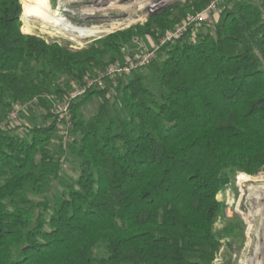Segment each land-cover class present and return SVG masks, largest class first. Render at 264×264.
Segmentation results:
<instances>
[{
	"label": "trees",
	"instance_id": "obj_1",
	"mask_svg": "<svg viewBox=\"0 0 264 264\" xmlns=\"http://www.w3.org/2000/svg\"><path fill=\"white\" fill-rule=\"evenodd\" d=\"M212 1L190 0L186 9ZM19 2L0 0V264H213L218 194L237 172L264 171L262 9L254 0H224L214 25L190 28L148 66L87 91L70 106L72 143L63 136L54 149L59 115L48 113L51 124L25 133L3 118L35 97H65L70 84L60 77L82 85L134 38L158 41L171 30L179 21L173 8L186 12L165 8L73 51L23 33ZM30 2L39 9L28 4L24 15L41 18L42 5ZM94 99L98 109L85 118ZM66 153L78 162L77 180L39 199L60 180Z\"/></svg>",
	"mask_w": 264,
	"mask_h": 264
},
{
	"label": "rangeland",
	"instance_id": "obj_2",
	"mask_svg": "<svg viewBox=\"0 0 264 264\" xmlns=\"http://www.w3.org/2000/svg\"><path fill=\"white\" fill-rule=\"evenodd\" d=\"M30 1L20 0L19 2L23 9L22 32L40 36L48 42H58L73 51L88 48L95 40L103 37L113 39L121 36L132 27L144 25L149 17L165 8L179 5L180 8L185 9V15H181L176 8H173L175 11L173 13L179 21L158 41L150 35L134 38L125 44L120 59L108 67L124 66L151 51L156 53L162 46L181 38L190 28L195 29L197 33L204 26L214 25L220 19L224 2V0H213L202 11H194V7L192 10L186 9L187 2L190 0H32L42 5L40 18V16L24 15L28 4L39 9ZM254 4L262 9L264 15L261 0H254ZM173 35L175 36L171 41H166V38ZM193 40L195 41L196 37ZM107 68L94 77L102 75ZM145 72L149 86L159 95L162 90L156 78L147 70ZM59 79L62 84H70V87L66 88V96L80 86L66 77ZM52 95L56 96V104L66 98V96L62 98ZM41 100L48 105L49 111L41 106ZM41 100L38 106H31L20 112L15 121L11 119L9 121L8 116H5L4 123L20 133H25L28 127L51 124L53 118L46 117L48 113L53 114L51 107L54 102L48 98ZM98 105L99 99H94L85 106L83 108L85 118L94 115ZM61 127L62 124L59 131L55 133L54 149L61 145V137H63ZM72 141L73 136L70 133L69 138H64L63 143L66 146ZM78 176V162L66 153L60 180L51 183L47 193L39 199L52 200L56 194L62 193L65 183H74ZM217 200L223 204L221 216L216 224V230L221 232V246L213 264H264V171L255 176L237 172L231 183L218 194ZM226 229L229 230L228 234L224 232ZM98 253L100 256L105 255L104 246L99 247Z\"/></svg>",
	"mask_w": 264,
	"mask_h": 264
},
{
	"label": "built area",
	"instance_id": "obj_3",
	"mask_svg": "<svg viewBox=\"0 0 264 264\" xmlns=\"http://www.w3.org/2000/svg\"><path fill=\"white\" fill-rule=\"evenodd\" d=\"M174 36L175 35L166 38V41H171L174 38ZM154 58H155V52L151 51L142 58H135L132 62H129L127 65L124 66L112 65L108 67L107 70L99 77H93V78L87 77L82 85L78 86V88L68 93L66 98L58 104H56V96L52 94L51 95L44 94L40 97H35L30 101H26L24 103H18L14 106L13 111L9 114L8 120L10 121L11 119L12 121H15L18 118L20 112H22L25 109H28L31 106H38L42 98H48L50 101L54 102V105H52V112L55 113L56 115H59L60 119L63 120L61 131L65 139H68L70 136L71 125H72L70 106L73 102H75L78 98L85 95L86 92L92 88H97V89L104 88L106 79L112 80V83L115 84L117 79L127 77L131 75L133 71L148 66Z\"/></svg>",
	"mask_w": 264,
	"mask_h": 264
},
{
	"label": "crops",
	"instance_id": "obj_4",
	"mask_svg": "<svg viewBox=\"0 0 264 264\" xmlns=\"http://www.w3.org/2000/svg\"><path fill=\"white\" fill-rule=\"evenodd\" d=\"M25 34H29V33H25Z\"/></svg>",
	"mask_w": 264,
	"mask_h": 264
}]
</instances>
